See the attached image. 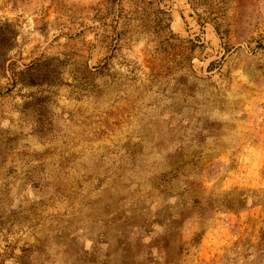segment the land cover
Masks as SVG:
<instances>
[{
    "label": "rangeland",
    "instance_id": "1",
    "mask_svg": "<svg viewBox=\"0 0 264 264\" xmlns=\"http://www.w3.org/2000/svg\"><path fill=\"white\" fill-rule=\"evenodd\" d=\"M0 264H264V0H0Z\"/></svg>",
    "mask_w": 264,
    "mask_h": 264
}]
</instances>
